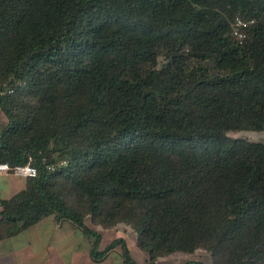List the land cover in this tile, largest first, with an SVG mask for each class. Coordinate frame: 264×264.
Listing matches in <instances>:
<instances>
[{
  "label": "trees",
  "instance_id": "trees-1",
  "mask_svg": "<svg viewBox=\"0 0 264 264\" xmlns=\"http://www.w3.org/2000/svg\"><path fill=\"white\" fill-rule=\"evenodd\" d=\"M0 90V163L39 171L0 241L54 214L264 264V143L230 135L264 131V0H0Z\"/></svg>",
  "mask_w": 264,
  "mask_h": 264
},
{
  "label": "crops",
  "instance_id": "crops-1",
  "mask_svg": "<svg viewBox=\"0 0 264 264\" xmlns=\"http://www.w3.org/2000/svg\"><path fill=\"white\" fill-rule=\"evenodd\" d=\"M4 123V120L0 121V127ZM26 179L14 174H0V202L21 192ZM99 232L102 239L95 248L94 237L87 236L72 221L58 220L53 214L0 241V264H135L126 262L125 249L136 264L149 263L148 253L139 248L136 233L129 227L121 229L119 225ZM117 240L125 241V245L118 243L106 251ZM105 251V255L98 257ZM205 256L203 259L194 254L179 253L162 257L157 264H208V256Z\"/></svg>",
  "mask_w": 264,
  "mask_h": 264
},
{
  "label": "built area",
  "instance_id": "built-area-1",
  "mask_svg": "<svg viewBox=\"0 0 264 264\" xmlns=\"http://www.w3.org/2000/svg\"><path fill=\"white\" fill-rule=\"evenodd\" d=\"M251 22L238 18L235 23L234 34L240 39L244 37V34L240 31L241 26L247 27ZM4 92L0 90V95H3ZM52 169L51 167H49ZM0 174H14L23 177H37L39 174L38 168L32 165L31 162L25 165H16L11 166L9 163L1 162L0 163Z\"/></svg>",
  "mask_w": 264,
  "mask_h": 264
},
{
  "label": "rangeland",
  "instance_id": "rangeland-1",
  "mask_svg": "<svg viewBox=\"0 0 264 264\" xmlns=\"http://www.w3.org/2000/svg\"><path fill=\"white\" fill-rule=\"evenodd\" d=\"M233 137L237 138H244L250 141H256V142H263L264 143V131H242V132H234L230 134ZM120 228H128L125 225H120ZM129 229H127L128 231ZM194 255L198 256L199 258L205 259V255H207L206 252L203 251H197ZM205 256V257H204Z\"/></svg>",
  "mask_w": 264,
  "mask_h": 264
}]
</instances>
